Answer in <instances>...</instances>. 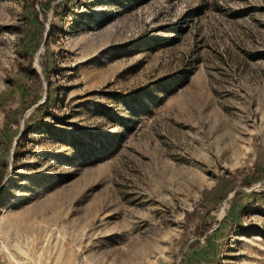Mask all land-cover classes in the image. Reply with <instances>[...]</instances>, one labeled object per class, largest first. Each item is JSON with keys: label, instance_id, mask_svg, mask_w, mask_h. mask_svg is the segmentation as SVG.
Wrapping results in <instances>:
<instances>
[{"label": "rangeland", "instance_id": "374dc122", "mask_svg": "<svg viewBox=\"0 0 264 264\" xmlns=\"http://www.w3.org/2000/svg\"><path fill=\"white\" fill-rule=\"evenodd\" d=\"M0 264H264V0H0Z\"/></svg>", "mask_w": 264, "mask_h": 264}, {"label": "trees", "instance_id": "16d2710c", "mask_svg": "<svg viewBox=\"0 0 264 264\" xmlns=\"http://www.w3.org/2000/svg\"><path fill=\"white\" fill-rule=\"evenodd\" d=\"M254 182H255V180H252V183H254ZM250 184H251V183H250ZM250 184H249V185H250Z\"/></svg>", "mask_w": 264, "mask_h": 264}]
</instances>
